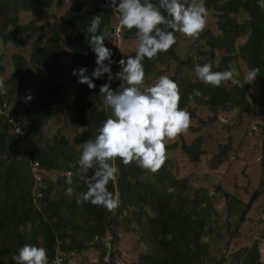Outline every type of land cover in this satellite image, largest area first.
I'll return each instance as SVG.
<instances>
[{
    "label": "trees",
    "instance_id": "obj_1",
    "mask_svg": "<svg viewBox=\"0 0 264 264\" xmlns=\"http://www.w3.org/2000/svg\"><path fill=\"white\" fill-rule=\"evenodd\" d=\"M150 2L157 3L158 0H150ZM180 2L186 6L188 4L187 0H180ZM203 2L207 10L217 13L216 25L220 34L214 36L205 29L199 39L194 40L198 44L196 54L205 59L199 61V64L210 63L213 71H226L229 62L239 59L244 63L247 73L252 68H259L260 72L255 81L260 84L259 105L264 111V0H204ZM61 3L62 0H0V43L2 45L9 43L18 48L29 39L30 35L40 33L43 28L47 29L48 38L42 45L41 34L32 42L27 62L19 55L11 57L12 71L4 82L6 93L0 94V108L3 103H6L10 106L11 112L18 115V110L24 103L23 95L27 94V89L22 87L24 78L30 73V68L36 67L42 77L41 87L38 89L36 100L32 103L31 123H21L25 133L30 134L26 153L41 167L58 172L55 181L48 182L51 195L49 192H44L40 201L43 206L36 209L31 204V186L28 182L30 180L29 163H27L28 173H26L24 159L18 160L14 157L22 140L11 133L0 116V264H15L12 257L17 255L19 249L25 244L45 248L49 261L54 257L55 251L69 256L93 248L97 250L100 264L102 251L99 241L94 239L106 234L112 238L114 248L112 255L115 259L122 261L123 264H129L124 255L118 253L116 243L119 238L113 230L116 225L114 219L109 218L110 212L102 206H93L87 202L78 203L81 193L85 192L87 187L77 174L80 171L79 165L74 164L73 167H69L63 162H73L68 154L67 142L58 136L54 138L53 145L42 149L32 138L31 131H38L40 125L51 114H56L62 109L66 92L61 61L63 49L66 48L70 52L71 70L86 68V75L91 78L92 72L97 67L96 56L90 47L87 32L93 16H102L97 34L104 36V46L107 48H109L108 34L113 31L111 24L116 13L111 8L100 2L91 10H86L81 0H68V6L58 23H46L44 26L17 23L16 15L19 11L34 12L39 8L48 9L52 5L60 6ZM240 16L241 18H238ZM67 30L71 40L62 43L60 36ZM135 33L136 29H120V39H136ZM240 37H245V40L236 46L235 41ZM175 44L167 53L158 54L155 60L145 58L143 61L145 77L157 73L158 67L166 66L171 61L193 68L194 63L190 57L183 62L178 61ZM214 50H222L223 53L216 65L211 62L214 59ZM111 52L112 80L108 79L107 74L100 79L93 78L94 89H90L87 84H78L75 97L77 109L72 122L84 129L73 138V144L76 146H81L87 139L94 138L97 135V129L112 115L110 109H105L100 88L108 84L112 91H121L123 82L115 77V74L121 71L119 61L121 59L126 61L128 56L135 55H115L112 50ZM108 63L105 61L106 65ZM2 72L3 67L0 64V75ZM76 76L79 80V75ZM169 78L179 86L182 110H185L189 103H194L212 110L236 109L241 114L251 112V105L245 98L243 86L232 85L234 91L228 92L224 87L228 81L219 88H213L204 82L196 80L191 82L175 74ZM194 90H199L210 99L204 100L203 97L189 99ZM194 144L181 143L179 147L192 162H196L200 155V152L194 149ZM228 149L227 143L220 151L219 157L221 158ZM9 154L11 158L8 157ZM60 156L64 159H60ZM23 157L27 160V156ZM220 158L216 164L219 163ZM165 164L158 173L139 180L131 176L137 170L136 167H139L135 164L134 167L124 171L118 159L115 184L110 182L108 185L110 192H113V189L117 191L121 207L145 206L154 213L151 233L155 243L154 252L158 254L144 253L134 264H204L207 258V244L202 242L201 238L209 231L208 222L211 212L209 200L206 196H198L200 190L195 191L190 201L191 207L184 208L185 201L181 202L183 199L178 193L179 188L182 187H178V183L169 175ZM260 167L262 183L264 158L260 160ZM65 172L72 173L71 185L65 182L67 178ZM91 175L92 170L88 173V176ZM81 176L86 183V177L83 174ZM56 187L61 188L52 198V189ZM69 187L72 192L67 195ZM169 189L173 191L170 192ZM258 195L257 191L252 193L249 201L244 205L228 193H222L227 212L234 209L239 215L234 232L244 223L246 212ZM73 196L75 199L72 198ZM172 199L176 202L180 201L181 204L176 202L170 204ZM145 216L139 214L138 220L142 219L146 222ZM258 258V246L256 242H253L237 255L236 261L238 264H257ZM214 264H220V262L217 261Z\"/></svg>",
    "mask_w": 264,
    "mask_h": 264
},
{
    "label": "rangeland",
    "instance_id": "obj_2",
    "mask_svg": "<svg viewBox=\"0 0 264 264\" xmlns=\"http://www.w3.org/2000/svg\"><path fill=\"white\" fill-rule=\"evenodd\" d=\"M86 10H91L101 0H81ZM188 4L191 0H187ZM204 1V0H203ZM68 6V0H62L60 6L52 5L48 9L39 8L37 11H19L17 12V23L44 26L46 23H58L62 18L63 12ZM238 18H241L238 17ZM217 13L213 10H208L207 27L211 34L219 35L217 29ZM117 21L113 17L112 28L116 27ZM42 35L41 45L48 38L46 28H43L40 33L30 35L29 39L20 47L15 48L7 43H0V57L3 72L0 75V80L4 82L9 77L12 71L11 57L13 55L21 56L26 62L31 50L32 42ZM176 44L175 54L178 61H185L186 58H191L193 68L179 64L177 61H171L166 66H161L156 69L157 73L145 77L146 89L154 85L160 76L171 77L174 74L188 81H200L195 73V65L199 61L205 59L196 54L198 44L193 39L185 37L181 33H175ZM71 37L69 30L60 36V42L70 41ZM120 30L115 34H108V47L117 54L132 55L136 53L137 40H123L121 45ZM245 37H240L235 41V45L242 44ZM205 50V49H204ZM214 59L212 64L216 65L219 58L223 55L222 50H214ZM70 52L64 48L61 55L63 63V81L66 85V92L63 99L62 109L56 114H51L49 118L40 125L38 131H31L32 138L40 148L46 149L53 145L54 138L61 136L67 142L68 154L72 157L73 162L63 161L68 166L73 167L78 164L81 154L80 146L73 144V138L80 133L82 129L80 125L73 123L72 119L76 115L77 106L75 97L79 80L73 75L71 64L69 62ZM29 67V65H28ZM228 70L235 68L238 75L234 77L239 81L236 86L245 88V98L251 105L249 114H241L238 110L221 111L219 109H209L205 106L189 103L185 110L191 114V127L186 134L179 136L174 141H165L167 148L166 169L169 175L178 183V193L181 195V202L185 201L184 208L191 207L190 201L194 197V192H198V196H206L208 203L211 206L208 227L209 231L201 238V241L207 244V258L204 264H214L219 261L220 264H238L236 261L237 255L242 253L244 248L249 247L253 242L257 243L259 258L257 264H264V180L261 181L260 160L264 158V111L259 105L260 84L254 81L245 80L247 71L244 63L239 59L231 61L227 65ZM41 74L36 67L30 68V73L25 76L23 88L27 89V94L23 95L24 103L21 104L18 110V118L21 123L30 124L32 120V103L38 96V89L41 87ZM251 83V84H250ZM232 82L224 84L228 92H233ZM31 97V99H29ZM12 100V98H10ZM82 128V127H81ZM194 144V149L200 152L196 162L190 161L181 151L180 144ZM229 144V149L221 158L220 151L226 144ZM24 153L16 152L14 157L18 160H23L26 173H28V159L23 156ZM11 158L10 154L8 155ZM78 157V158H77ZM218 158L219 163L216 164ZM60 159H64L60 156ZM62 161V160H60ZM123 170L135 166L133 163L130 166L123 165ZM116 166V164H115ZM117 167V166H116ZM136 171L131 175L134 179L144 180L154 174L136 167ZM55 177L58 172H55ZM63 173V172H60ZM69 172H65L67 176ZM80 179L86 185L85 180L81 176L80 171L77 172ZM30 175V172H29ZM62 175V174H61ZM116 181V180H115ZM115 181L112 182L115 184ZM32 186L31 177L28 180ZM184 187V188H183ZM31 188V187H30ZM61 187L52 189L53 196ZM259 192L246 212L245 221L234 232V227L238 220V213L235 210L227 212L222 193H228L233 198L246 204L252 193ZM114 194L117 191L113 189ZM70 195V194H67ZM75 199V196L72 197ZM173 199L170 204L175 203ZM177 201V204H181ZM139 214L146 215L147 221L139 219ZM144 218V216H142ZM110 219H114L116 227L114 232L118 235L116 246L120 254H123L129 264H134L138 258L145 254L154 252L155 243H153V234L151 233V225L154 219V213L149 211L145 206H126L116 210L115 214L110 213ZM80 222V220H77ZM68 242V240H66ZM147 249V250H146ZM158 254L157 252H154ZM68 256V254L63 253ZM72 255V254H71ZM73 260L76 264H99V256L97 250L89 248L79 254H73ZM13 263H15L13 261ZM147 264V263H143ZM256 264V263H255Z\"/></svg>",
    "mask_w": 264,
    "mask_h": 264
},
{
    "label": "clouds",
    "instance_id": "obj_3",
    "mask_svg": "<svg viewBox=\"0 0 264 264\" xmlns=\"http://www.w3.org/2000/svg\"><path fill=\"white\" fill-rule=\"evenodd\" d=\"M106 6L119 14L120 29H136L137 49L134 56L119 61L121 71L115 77L123 82L122 90L114 92L108 84L100 88L105 109H110L112 115L97 129L94 138L87 139L80 146L78 165L80 173L86 177L87 190L81 193L78 203L102 206L115 214L120 200L118 194L108 190V185L117 178L116 161L119 159L125 166L135 163L142 170L158 173L167 160L165 141H174L186 134L192 122L191 114L180 108V89L174 80L164 75L154 85L143 87V61L145 58L155 60L158 54L167 53L176 43L177 32L189 39H199L207 27L208 10L203 0H191L187 6L180 0H158L157 3L150 0H108ZM101 17L93 16L87 28L97 67L91 78L86 75V68L73 70V75L80 77L78 82L87 84L90 89L95 88L93 78L100 79L105 74L109 80L113 78L110 68L112 52L104 46V36L97 34ZM120 43L123 45L124 41ZM105 61L109 63L106 65ZM194 70L199 80L213 88H219L227 81L234 85L239 83L234 78L238 75L235 68L213 71L212 65L205 63L195 65ZM259 72V68L250 69L245 80L253 83ZM6 91L4 81L0 80V94ZM193 97L210 99L199 90H194L189 99ZM90 170L92 175L88 176ZM65 182L71 185V172ZM71 192L69 187L67 194ZM12 259L15 264H49L45 248L28 244L22 246ZM108 260L109 257L105 256L106 264ZM55 264L62 262L57 259Z\"/></svg>",
    "mask_w": 264,
    "mask_h": 264
},
{
    "label": "built area",
    "instance_id": "obj_4",
    "mask_svg": "<svg viewBox=\"0 0 264 264\" xmlns=\"http://www.w3.org/2000/svg\"><path fill=\"white\" fill-rule=\"evenodd\" d=\"M101 2L106 5L108 3V0H101ZM114 18L117 21L116 27L113 28V34L118 32L120 30L119 26V14L116 13L114 15ZM119 29V30H118ZM0 116L4 119V122L7 124L8 128L10 129L11 133L19 136L22 140L21 145L18 147L17 152L18 153H24L27 156L28 163H29V172L30 177L32 181V186L30 188V197H31V204L36 209H40V206L42 207L43 204H41V199L43 197L44 192H49L51 195V191H49L48 182H54L55 181V173L54 171L45 169L41 167L36 161L31 160L27 153V141L30 138V134H26L25 131L22 128L21 122L18 118V115H15L13 112H11L10 106L6 103H3L0 108ZM94 240L99 241L100 244V250L102 251V254L100 256V264H106L105 262V256L109 257V260L107 261V264H123L122 261L115 259V257L112 255V252L114 251L113 244H112V238L109 234L104 235L100 238H95ZM73 254L69 256H65L62 253L55 251V255L52 258L51 261H49V264H55V261L59 259L62 264H76L74 262Z\"/></svg>",
    "mask_w": 264,
    "mask_h": 264
}]
</instances>
